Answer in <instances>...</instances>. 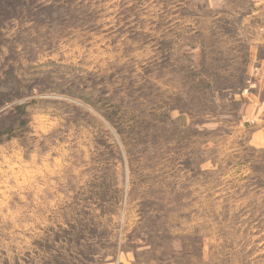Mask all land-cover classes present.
Masks as SVG:
<instances>
[{
    "label": "rangeland",
    "instance_id": "1",
    "mask_svg": "<svg viewBox=\"0 0 264 264\" xmlns=\"http://www.w3.org/2000/svg\"><path fill=\"white\" fill-rule=\"evenodd\" d=\"M0 264H264V0H0Z\"/></svg>",
    "mask_w": 264,
    "mask_h": 264
}]
</instances>
